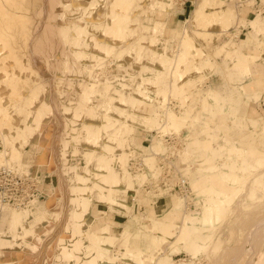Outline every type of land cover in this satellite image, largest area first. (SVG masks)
Segmentation results:
<instances>
[{
    "label": "rangeland",
    "instance_id": "374dc122",
    "mask_svg": "<svg viewBox=\"0 0 264 264\" xmlns=\"http://www.w3.org/2000/svg\"><path fill=\"white\" fill-rule=\"evenodd\" d=\"M262 7L0 0L13 48L0 43V168L34 174L48 131L56 163L38 168L49 174L48 198L32 209L6 205L34 222L0 215V264H264V114L247 117L258 97L243 85L216 91L206 76L244 84L232 55L250 53L249 31L264 49ZM180 179L189 194L170 192Z\"/></svg>",
    "mask_w": 264,
    "mask_h": 264
},
{
    "label": "crops",
    "instance_id": "0c3cea01",
    "mask_svg": "<svg viewBox=\"0 0 264 264\" xmlns=\"http://www.w3.org/2000/svg\"><path fill=\"white\" fill-rule=\"evenodd\" d=\"M248 12L250 13V11H248ZM173 22H174V18L171 21V23L169 22L171 26H172ZM172 31L174 32L175 35L179 34V31H176L175 29H173ZM247 35H248L247 46L249 47V49L248 50L244 49V50H245V52L249 51L250 53H254L255 48L257 46L256 41L254 40L253 34L251 31H249L247 33ZM262 50H264V49H261L260 52L258 50L255 51V54L261 57L262 63H260V64H259V62H251L250 63L249 71H250L251 76L247 77L245 79V81L243 82L244 84H242V81H240V82L239 81L238 82L233 81V82L225 85V83L223 82V79L221 77L216 76V75H211L210 73H208L206 75L209 79L208 83L216 91L223 89L224 86H227L226 90L228 92L233 91L235 89V93H237V91L239 92V90H240L239 86L243 85L244 86V92L246 95H250V96L256 95V97H258V100L251 101L246 106L247 117L249 119H253L256 116H258L259 114L260 115L264 114V52H262ZM256 68H258L261 71V73H258V75H256V74L259 70H254ZM255 71H257V72H255ZM54 148H55L54 135H53L52 131H50V132L48 131V133H45L43 139L36 142V148L34 149V153H33V155H34L33 163H35L34 167H36V166H38V168L45 167L50 171L55 170L56 169V163H55V156L53 154ZM38 168L36 169V171L39 170ZM33 170H35V169L33 168ZM111 220L114 223L116 222L115 217L111 216ZM136 251H139V250H136Z\"/></svg>",
    "mask_w": 264,
    "mask_h": 264
},
{
    "label": "built area",
    "instance_id": "2783aa9c",
    "mask_svg": "<svg viewBox=\"0 0 264 264\" xmlns=\"http://www.w3.org/2000/svg\"><path fill=\"white\" fill-rule=\"evenodd\" d=\"M256 13L260 11L264 14V7L261 9L256 8ZM156 138H159L157 134ZM171 140L170 135H163L161 141L164 143H169ZM173 141V139H172ZM0 141V149H1ZM162 161L164 158H161ZM164 172V171H163ZM49 178V174L45 173L43 178L38 176V171L29 176L18 175L13 169L8 167L0 168V203L8 205L16 209H27L31 208L34 203L40 200H45L48 198V190L46 185L50 184L46 179ZM166 173L159 179V187L165 189L168 188L169 182L167 180ZM150 185H146L144 188H149ZM171 193L178 194H189L190 189L185 179H180L176 182L172 188H170Z\"/></svg>",
    "mask_w": 264,
    "mask_h": 264
},
{
    "label": "bare ground",
    "instance_id": "6f19581e",
    "mask_svg": "<svg viewBox=\"0 0 264 264\" xmlns=\"http://www.w3.org/2000/svg\"><path fill=\"white\" fill-rule=\"evenodd\" d=\"M5 23H7V22H5ZM7 25V24H6ZM7 28V27H6ZM2 31H3V28H2ZM11 31V30H10ZM264 31V29H259L257 32H256V34L259 36L262 32ZM4 32V31H3ZM115 37L118 39V38H122V35L120 34V29H119V31H116L115 33ZM8 36H9V34H7ZM11 37V36H10ZM255 38V37H254ZM123 39V38H122ZM256 39V38H255ZM0 43L3 45V47L4 48H7V49H10V47H9V43H8V37H4V35H2V32L0 31ZM14 45V44H13ZM13 49V48H12ZM12 49H10V51H12ZM256 51V50H255ZM255 51H254V53H247V54H244V51L243 50H241L240 51V53H242V54H237V53H239V52H237L236 54L237 55H232L233 57H235L236 56V60L234 61V64H235V67H236V70H238L240 73L242 72V73H244V75L245 76H248V77H250L251 76V74H250V71H249V65H250V63L251 62H255L257 59H259V57L260 56H258V55H256L255 54ZM11 54V53H10ZM13 54V53H12ZM260 54V53H259ZM184 59H185V55H183L182 57H180V61H184ZM170 61H172V59H170ZM177 61V60H176ZM179 62V61H178ZM182 63H184V62H182ZM233 64V65H234ZM179 65V64H178ZM233 71H234V68H233ZM237 72V71H236ZM243 75V74H242ZM179 78H181V76L179 77ZM147 82L148 83H152L153 85H154V83H153V81L152 80H147ZM156 85V84H155ZM119 96H120V98H124V94L123 95H121V94H118ZM123 100V99H122ZM1 118H3V115L1 116ZM264 120V119H263ZM263 123V122H262ZM264 124V123H263ZM2 127V125H1V123H0V128ZM105 127V126H104ZM111 127V126H110ZM109 127V128H110ZM108 128V127H107ZM263 128H264V126H263ZM262 128V129H263ZM99 129V128H98ZM97 129V130H98ZM1 130V129H0ZM95 131H97L96 129H94ZM105 130H107L108 131V129H106V127H105ZM110 131V130H109ZM1 132V131H0ZM98 132V131H97ZM99 133V132H98ZM98 133L97 134H95V133H93V134H91L90 136H92V137H95V136H97L98 135ZM110 134V133H109ZM112 134V133H111ZM110 134V135H111ZM114 135V134H113ZM116 135V134H115ZM123 141V140H122ZM127 142V141H126ZM126 145V144H125ZM124 145V146H125ZM4 149H6V148H4ZM5 150L3 151L2 150V154H4L5 155ZM3 155V156H4ZM1 156V155H0ZM0 159H2V157H0ZM4 159V158H3ZM128 178V177H127ZM126 180H128V179H126ZM116 191V190H115ZM115 196V195H114ZM113 199V198H112ZM221 201V200H220ZM221 203V202H220ZM35 205H36V203H34V205L31 207V209L32 208H34L35 207ZM8 206V205H7ZM0 215L1 216H3V215H9V217H10V219H12L13 221L15 220V221H17V223H20V221L22 222V221H24V219L26 220V222H30V223H32V222H34V219H31L30 218V212H27V213H20V212H15V211H11V210H9L7 207H6V205H0ZM11 220V221H12ZM195 229V228H194ZM26 230V232H28L29 230H27L25 227H23V231H25ZM25 232H23L22 234H16L15 235V238H23L22 237V235L24 234ZM191 233H193L192 231H191ZM190 234V231H189V228H188V226H186L185 228H183V229H181L180 228V236H179V239H181V240H183V239H185V237H187L188 235ZM191 235V234H190ZM179 241V240H178ZM65 245V252H66V254H67V257L68 258H76V249H74V248H70V247H68V246H66V244H64ZM64 253V252H63ZM160 262H162V260L160 261ZM162 264V263H161Z\"/></svg>",
    "mask_w": 264,
    "mask_h": 264
}]
</instances>
